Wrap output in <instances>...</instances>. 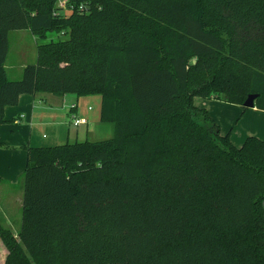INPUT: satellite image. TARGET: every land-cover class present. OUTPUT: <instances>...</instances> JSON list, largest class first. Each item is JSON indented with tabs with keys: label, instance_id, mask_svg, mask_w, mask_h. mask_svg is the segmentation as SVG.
<instances>
[{
	"label": "trees",
	"instance_id": "1",
	"mask_svg": "<svg viewBox=\"0 0 264 264\" xmlns=\"http://www.w3.org/2000/svg\"><path fill=\"white\" fill-rule=\"evenodd\" d=\"M56 1L0 0V124L21 95L99 96L114 135L26 148L0 264H264V140L234 146L194 104L264 111V0ZM13 31L68 37L10 81Z\"/></svg>",
	"mask_w": 264,
	"mask_h": 264
},
{
	"label": "crops",
	"instance_id": "2",
	"mask_svg": "<svg viewBox=\"0 0 264 264\" xmlns=\"http://www.w3.org/2000/svg\"><path fill=\"white\" fill-rule=\"evenodd\" d=\"M25 67L24 65L22 69ZM70 95L72 94L63 97L47 93L21 95L16 106L5 108V123L0 124V214H7L9 211L5 189L19 186L21 181L24 180L23 176L27 162L26 148L28 146L43 147L36 145L38 138L35 132L37 129L52 130L54 132L53 142H59L65 137L64 135H66V140H70L71 136L78 140L79 137L88 136L92 133L89 119L91 116L89 112L92 111V107L85 103L80 111V103L92 96L73 98ZM194 104L208 112L209 116L219 126L221 135L228 134L234 146H242L246 138L250 136L264 140V111L257 108L243 111L238 105L214 98L195 97ZM72 115L86 119V124L77 127H85L82 134L78 130L73 134L69 131L67 134L63 132L65 127L72 125L70 119ZM66 116L70 119L69 122H66ZM43 138H46L45 135H43ZM22 194L24 192H21L19 196ZM18 200L20 202V198ZM21 203L23 207V199ZM4 218L5 225L1 221L0 223L12 231V227L15 226L14 221L10 218V215ZM15 230L12 233L15 237H18L20 229L16 228ZM1 253L4 256L6 255V252Z\"/></svg>",
	"mask_w": 264,
	"mask_h": 264
},
{
	"label": "rangeland",
	"instance_id": "3",
	"mask_svg": "<svg viewBox=\"0 0 264 264\" xmlns=\"http://www.w3.org/2000/svg\"><path fill=\"white\" fill-rule=\"evenodd\" d=\"M67 0H57L55 3V8L60 9V5L62 3H65ZM69 10L62 9L59 11V15H68ZM68 36L66 35H58L56 33H48L47 37L45 39H39L32 35L30 32L27 31H13L9 34V53L8 57L5 63V67L7 70L8 79L10 81H18L22 77V68L23 66L32 65L36 63L37 60V45L42 43H47L51 40L58 41V40H64L67 39ZM73 98H75V95H70ZM100 101L101 98L99 96H92L82 103H80V111L82 109V106L85 103H88L92 108L90 113V129L92 130V133L88 136L79 137L78 140L74 139V136H71L70 140H66V135L63 137L62 140H59V142H53L52 136H54V132L50 129L41 128L37 129L35 134L38 138L36 145L37 146H56V145H63L66 143H74L75 141L83 142V141H90V142H98V141H104L107 139H110L114 135V126L110 124H102L99 122V112H100ZM87 107V106H85ZM73 117L75 115H72ZM72 118V117H71ZM70 118V119H71ZM70 119L66 116V122H69ZM85 127L81 126L79 128L74 126H67L63 130V132L69 131L71 134L76 133L78 130L80 134L84 132ZM43 135H45L46 138H43ZM6 192V202L8 203V215H10V218L14 221V225L12 227V231L15 232L16 228L20 229L21 227V216H22V203L21 200L23 199V194L19 196V194L24 192V181H21L19 186L13 187V188H7L5 189ZM20 198V202L19 199ZM7 214H0V221L5 225V218L8 216ZM5 253L6 249L0 240V262L1 260H5V256L1 253Z\"/></svg>",
	"mask_w": 264,
	"mask_h": 264
},
{
	"label": "built area",
	"instance_id": "4",
	"mask_svg": "<svg viewBox=\"0 0 264 264\" xmlns=\"http://www.w3.org/2000/svg\"><path fill=\"white\" fill-rule=\"evenodd\" d=\"M67 8V10H71V8H68L67 7V1L65 2V3H62L61 5H60V9L62 10V9H66ZM87 9H86V7L85 6H83V5H80L79 7H78V11L79 12H83V11H86ZM87 123V121H86V119H82V118H77L76 116H72V118H71V124L74 126V127H78V126H80V125H82V124H86Z\"/></svg>",
	"mask_w": 264,
	"mask_h": 264
},
{
	"label": "water",
	"instance_id": "5",
	"mask_svg": "<svg viewBox=\"0 0 264 264\" xmlns=\"http://www.w3.org/2000/svg\"><path fill=\"white\" fill-rule=\"evenodd\" d=\"M259 97L258 94H251L247 97V99L245 100L243 107L246 109H252L255 108V101L257 100V98Z\"/></svg>",
	"mask_w": 264,
	"mask_h": 264
}]
</instances>
